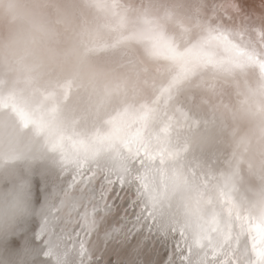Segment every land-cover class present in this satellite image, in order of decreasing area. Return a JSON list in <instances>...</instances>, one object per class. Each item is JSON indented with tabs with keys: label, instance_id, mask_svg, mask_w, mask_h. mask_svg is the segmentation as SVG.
<instances>
[{
	"label": "bare ground",
	"instance_id": "bare-ground-1",
	"mask_svg": "<svg viewBox=\"0 0 264 264\" xmlns=\"http://www.w3.org/2000/svg\"><path fill=\"white\" fill-rule=\"evenodd\" d=\"M82 3L83 37L113 71L101 92L73 104L71 80L25 96L0 79L15 116L0 125V191L26 184L33 206L0 230V264L258 261L264 0ZM206 126L212 141L194 142Z\"/></svg>",
	"mask_w": 264,
	"mask_h": 264
},
{
	"label": "clouds",
	"instance_id": "clouds-1",
	"mask_svg": "<svg viewBox=\"0 0 264 264\" xmlns=\"http://www.w3.org/2000/svg\"><path fill=\"white\" fill-rule=\"evenodd\" d=\"M82 0H0V79L39 95L53 81L76 86L70 103L78 104L103 90L113 71L90 51L81 27ZM5 132L15 126L9 109L0 111ZM211 126L198 128L194 142H211ZM264 162V144L258 148ZM28 186L0 191V230L31 214Z\"/></svg>",
	"mask_w": 264,
	"mask_h": 264
},
{
	"label": "rangeland",
	"instance_id": "rangeland-1",
	"mask_svg": "<svg viewBox=\"0 0 264 264\" xmlns=\"http://www.w3.org/2000/svg\"><path fill=\"white\" fill-rule=\"evenodd\" d=\"M90 204H91V202L89 203V205ZM56 208L58 209V211H57L58 214H60V216H61L62 215V213L60 212L61 211L60 210L61 206L59 205ZM250 220H249V224H251V222H252ZM81 222H82V219L79 220V222H77V224L74 227H70V229H71L70 233L71 232L75 233L79 229ZM82 231L84 232V230H81L79 232L78 237L83 233ZM253 235H254V233H253ZM254 237H255V240H256L257 237H259V236L258 235H254ZM80 242L75 244L73 249H72V252L74 253L75 256H77L80 253V251H82L83 247L81 246ZM255 248L264 251V237H263V240H261V241L258 240V242H256ZM102 257H104V256H102L101 254L100 255L99 254H95V255L93 254L91 257L85 256L84 253L83 254H79L78 257L75 259V264H104ZM210 259L212 260L213 258L211 257V258H209V260ZM246 259L247 258L241 252L240 255L237 257V261L233 260L232 262H233V264H264V256H262V258H258L257 257L256 260H258V261H255V262L253 260H249L248 261L249 263H248L247 261H245ZM259 261L261 263H259Z\"/></svg>",
	"mask_w": 264,
	"mask_h": 264
},
{
	"label": "water",
	"instance_id": "water-1",
	"mask_svg": "<svg viewBox=\"0 0 264 264\" xmlns=\"http://www.w3.org/2000/svg\"><path fill=\"white\" fill-rule=\"evenodd\" d=\"M232 47H233V45H232ZM236 49V50H235ZM234 50H235V53L236 54H238V55H240L241 53L243 54V53H246V51H238V49L237 48H234ZM239 50H240V48H239ZM242 50V49H241ZM229 50H224L223 52L224 53H227ZM252 55H254V59L256 60V62H257V64H255L254 63V61L253 60H251L252 62H253V64H254V66H255V68H257L256 70H257V73H259L260 72V74L262 73L263 75H264V59L263 58H261L258 54L256 55V54H254V53H251ZM254 72V71H253ZM234 78V77H233ZM229 257V256H228ZM229 259H230V257H229ZM225 260H222V262H224ZM226 261H228V259L226 260Z\"/></svg>",
	"mask_w": 264,
	"mask_h": 264
}]
</instances>
